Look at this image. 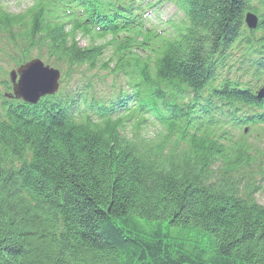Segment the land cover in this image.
<instances>
[{"label": "trees", "instance_id": "obj_1", "mask_svg": "<svg viewBox=\"0 0 264 264\" xmlns=\"http://www.w3.org/2000/svg\"><path fill=\"white\" fill-rule=\"evenodd\" d=\"M179 3L186 7L172 38L148 72L140 63L146 74L137 104L160 106L177 120L185 116L173 110L160 85L170 88L177 76L198 92V83L210 73L204 64L208 52L216 45L222 54L218 60L227 58L242 37L239 14L250 9L244 0ZM47 11L42 0L29 9L28 35L39 34L37 24ZM0 16L10 24L9 16ZM86 29L62 34L70 44L68 59L100 53L101 47L88 53L78 47L75 36L78 31L90 35ZM56 34L50 38L52 48L64 53ZM262 43L241 41L248 50ZM207 90L206 82L199 94ZM236 96L239 103L241 98L242 104H256L247 93ZM48 114V121L32 125L28 113L20 118L6 111L9 125L0 123V264H264V209L254 203L250 181L238 175L224 181L217 171L246 160L242 148L216 161L213 170L208 164L221 158L220 147L209 133L204 135L209 129L195 126L186 130L191 138L179 159H154L148 166L137 157L145 150L134 152L113 138L108 142L107 135L113 137L109 128L80 127L67 122V116ZM205 181L209 185L202 187Z\"/></svg>", "mask_w": 264, "mask_h": 264}, {"label": "rangeland", "instance_id": "obj_2", "mask_svg": "<svg viewBox=\"0 0 264 264\" xmlns=\"http://www.w3.org/2000/svg\"><path fill=\"white\" fill-rule=\"evenodd\" d=\"M17 1H20V3H18L19 5H17L14 0L8 2V11L10 13L23 11L22 16H20L18 22H22L19 24H21L23 27L29 28L31 26L30 19L29 16H25L28 13L29 9H25L28 7L30 0ZM92 5L94 7H97L99 5V2L94 1ZM168 8L169 10L173 9L167 11L168 14H165V12L156 11V14L159 15L158 20L155 19L157 16L153 17V15L150 14L149 23H160L156 27H151L147 31L142 32V34H146L152 41L157 40V52H154L152 48H150L149 44H146V47L137 46V36L130 44H127L126 49L124 50L123 47L132 38L133 34L125 30H118L114 34V36H108L107 38H105L106 41L102 45L99 54L92 56L91 58L89 57L88 59H81L78 62L80 66H75L74 62L68 59L67 50L70 48V44L67 41L62 40V42L64 43V53H61L60 56L55 55L50 60H42L45 62V64L50 65L48 68H42L37 65L35 69L30 70L29 77H33L39 69L45 70L48 74L55 76L58 84L63 87V94H66V107H68V114H66V109L64 107V103L62 102L60 105L50 110L49 113L50 115H52V118L56 115H61V117L64 119L68 115L67 122L75 124L76 126L98 129L109 128L108 132H112L113 137L107 135L106 140L108 142L112 143L110 138H113L115 140V143L128 146L134 152H137V150L140 149L144 151L145 148L148 147H159L157 149V152L159 153L156 158L158 161L163 163H171L169 162V160L171 157H173L170 153L172 149L174 151L173 160L179 159V155L188 149L187 141L189 138H191L187 137V135L190 133L188 131L186 134H184L183 137H179V134L175 133V131L184 132L186 130H189L191 124L188 123V121H185V118L177 120V118L175 117L173 122H167V124L171 126V131L161 133L159 128L151 127L152 125L157 123H148L147 121V123L144 122L142 124V122L140 121L133 122L126 115L120 116L119 118H106L104 115L108 113L115 114L119 110H124L123 107L108 110L105 109L104 106H107V102L111 100H114L112 106L118 103V101H120L122 97L125 96V94H121V92L128 91L130 80L136 77L135 80L137 81V76L141 74L142 76H145L146 72L142 71V66L140 63L145 60H150V63H153L157 56V53L164 47L162 43L163 38H166V40L172 38V31L168 32L162 37V35L166 32V30H164L166 21H169L167 20V18H169L172 14H176L172 5L168 4ZM37 12L38 10H35V13ZM255 13H264V2L261 4V8L258 11H256L255 9ZM181 17L182 15L177 14L176 25L179 24ZM95 22L97 21L95 20ZM37 25V29H39L38 33L42 37L41 40L46 39V31H56L61 35L65 32V29L63 30L48 26L44 27L42 23L40 24V22H38ZM42 26L43 28L41 29ZM242 39L243 37H241L236 43L231 45L230 50L226 54L227 58L224 57L222 61L218 60V56L222 55L218 51V56H208L204 64L214 71L213 75L216 77H219L223 73V77L228 76V79H235L238 82L251 81L253 82L255 90H257L262 86H256L254 83L255 80H257L259 73L264 71V64L260 58L262 57L261 54L264 52V43L259 46L253 45L252 49L248 50L244 45H241ZM77 43L81 47L86 46L83 51L88 53V51H91L93 40L86 35L84 36V38L79 37ZM96 44H98V42ZM166 44L167 43L165 42V45ZM205 47L206 48L204 49L208 48L207 46ZM55 50H60L61 52L62 48H54V51ZM9 53L14 55L15 57L25 59L23 57L24 51L21 49V47L15 44V42L13 44H10L9 42H1L0 40V62L3 63L4 61L14 59V56H11ZM43 55L45 56L44 52ZM252 59H258L259 61L255 60L253 64L246 63L242 64V66L239 65L240 62L243 63L244 61ZM85 61L88 62L82 65V63ZM234 61H236V63ZM9 67H11V64ZM114 69L122 70H115L109 73ZM74 84L79 85V90L81 93L80 95H78V98L80 99L79 102H76L75 100V97H77V95H74L71 98L68 96L70 87ZM165 89L168 90V84L166 83ZM184 93L186 94L187 90H185ZM4 94L5 93L0 87V101L1 98L4 97ZM118 95H121L119 99L117 98ZM2 102L3 100L1 101V103ZM126 107L128 108L129 106ZM97 109L102 110L103 118H97L96 116H94V111ZM254 109L256 108H249V110L245 111L251 114L252 110ZM231 111L233 112L234 109H231ZM242 111H244V109ZM237 113L236 117H238ZM0 115L2 124L7 123L8 118L10 117H8L6 114H3V112L2 114L0 112ZM84 116H90V118H83ZM19 117L22 118L23 115H19ZM48 117V112L43 109L41 111H30L26 119L30 120L32 125H38L43 120L48 121ZM116 120L121 123L116 122ZM9 122L10 120L6 125H9ZM220 125L222 126L220 132H224L226 134L223 136H227L231 141L244 142L245 145H247L246 149L244 148V150H239L247 156V159L242 162L239 161L235 166L226 164L225 166L220 167V169L217 171H219V174L223 175L222 178L224 181L230 179V176H232L231 179H234L235 175H238L237 177L240 178L244 183L248 179L250 181L248 185L249 189L252 190V198L254 200V203L256 204V206L264 209V128L259 127L258 129L254 130L251 135L248 136V133H242L240 135V132L242 131L244 126L242 127V129H237L234 133H231L228 125ZM216 126L206 127L205 129H209L211 131ZM7 131L9 130L7 129ZM196 137L201 139L205 138V136ZM210 141V143L216 145L215 142H213L212 140ZM239 147L240 144H238L237 146H232V148H234V151L239 149ZM224 148H227V146H224ZM137 157L139 159H144L143 155H137ZM216 161H222V158H218L213 162L210 161L208 167L214 170V168L219 165V162ZM239 184L240 182H238V185ZM60 232H64L63 227Z\"/></svg>", "mask_w": 264, "mask_h": 264}, {"label": "bare ground", "instance_id": "obj_3", "mask_svg": "<svg viewBox=\"0 0 264 264\" xmlns=\"http://www.w3.org/2000/svg\"><path fill=\"white\" fill-rule=\"evenodd\" d=\"M123 0H100L99 9L103 19L112 20L117 16L118 13H121V9L123 8L124 4ZM176 3L180 4L181 0H174ZM246 1L245 5L250 9H244L239 14V20L241 22V26L238 27L239 34H242V37L246 40L257 39L259 41H264V19L258 18L254 16V11H258L261 8V4L264 0H244ZM145 4H150L153 0H143ZM134 2H131V5ZM46 6V3L43 2ZM153 8V7H152ZM254 10V11H253ZM106 14V15H104ZM2 15V14H0ZM153 17L158 16L156 12H154ZM88 18V16H87ZM121 18V17H118ZM3 21V24H2ZM22 23V22H18ZM84 21L80 22L78 27L82 26ZM86 26L83 25V29ZM27 28L23 27L21 24L10 25L5 24L4 19L0 16V40L1 42H9L10 44H17L21 49L24 51L23 57L25 59H34L40 58L43 60H50L55 55L60 56V50H55L52 48L51 45V37H56V31H46V38L49 44L51 45L49 50H44L43 46L41 45L39 36L40 34H33V37L26 33ZM87 30V29H86ZM60 38L62 39V35ZM63 40V39H62ZM136 43L140 46H144L146 44L152 43V40L148 38L146 34H140L137 37ZM145 47V46H144ZM209 47V46H207ZM212 50L207 56L212 55L213 57L218 56L217 46L213 45ZM45 53V56L43 55ZM261 60L264 64V52L261 54ZM231 60V59H229ZM255 60L259 61L258 59H252L248 61H244L243 63L240 62V66L242 64H253ZM72 62H76L77 59L72 57L70 59ZM236 63V61H234ZM11 62L2 63L0 62V84L3 81H11L9 77H11V73L15 72L16 68L14 66L9 67ZM50 65L47 64V67ZM210 70L209 75L206 77L205 81H201L198 83V92L195 94L193 93L190 83H188L185 79H181L175 76L176 81H171L172 85L169 88L170 93L172 94V99L175 101L172 108L175 112L181 113L185 116V121L190 123L191 129L195 126L198 128H206V127H214L217 124H224L228 125L229 130L231 133H234L237 129H242L240 135L242 133H248L247 135H251V133L258 129L259 127L264 128V107H259L252 110V115L245 111L249 110V106L246 104H242L244 101L241 98L235 100L237 97L236 94L238 93L235 91L231 86L227 85L228 76L223 77V73L216 77L214 76V71L209 67H206V72ZM174 76V75H173ZM171 78L172 76H167ZM232 84L238 87L239 82L235 79H230ZM207 82V90L204 93H200L199 91L204 88V85ZM29 85L23 84H15L10 85V88H3L4 97L1 98L0 101V109L1 114H6V111L16 116L22 115L25 112L24 106H28L29 108H41L46 110L47 108H54L60 105L62 102H65L66 94H63V87H61L58 83L54 81H46L41 82L38 84H32V86L28 87ZM185 87L187 88V93H184ZM62 88V89H61ZM79 85L74 84L70 87V92L68 96L71 98L74 95H80ZM170 94V97H171ZM121 95H118L117 98L119 99ZM125 97V96H124ZM229 98H232L228 100ZM257 98H259L257 96ZM124 101H128L124 99ZM114 100L107 102V106L104 107L105 109L112 110V104ZM41 106V107H39ZM131 104L129 105V107ZM231 109H234L232 112ZM244 109V111H242ZM98 111H102L98 109ZM240 111V112H238ZM238 112V113H237ZM236 113L237 116L236 117ZM156 117H171V112L169 110H164V108H159L153 114ZM1 117V115H0ZM4 118V117H3ZM2 120V119H1ZM0 120V121H1ZM239 126V127H235ZM233 142V141H232ZM230 142V143H232ZM210 144V143H209ZM227 148L217 146L216 149H219L220 152L219 156L223 158L224 156H231L232 152H234V148L229 147V142L225 143ZM159 147L153 146L148 147L144 151V159L143 162L149 166L151 160L156 162L154 159H157V149ZM199 148V147H198ZM244 149V148H242ZM11 151V150H9ZM195 152V150H193ZM174 158V151L173 149L170 151ZM237 155V154H236ZM233 156V155H232ZM238 157V155H237ZM237 160V159H236ZM233 165V163H230ZM161 170V169H159ZM163 170V169H162ZM202 187L208 186L209 183L207 181L201 183Z\"/></svg>", "mask_w": 264, "mask_h": 264}, {"label": "water", "instance_id": "obj_4", "mask_svg": "<svg viewBox=\"0 0 264 264\" xmlns=\"http://www.w3.org/2000/svg\"><path fill=\"white\" fill-rule=\"evenodd\" d=\"M13 79V78H12ZM19 84H23V85H29L28 87H30L31 85L29 84V81H22L21 83ZM263 95H264V92H263V89L259 92V99H262L263 98Z\"/></svg>", "mask_w": 264, "mask_h": 264}]
</instances>
